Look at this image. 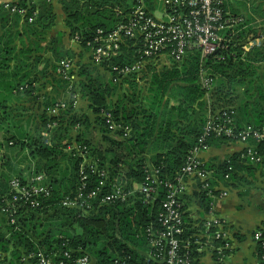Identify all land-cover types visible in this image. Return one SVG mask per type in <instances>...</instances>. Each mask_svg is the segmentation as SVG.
Here are the masks:
<instances>
[{
	"label": "trees",
	"instance_id": "16d2710c",
	"mask_svg": "<svg viewBox=\"0 0 264 264\" xmlns=\"http://www.w3.org/2000/svg\"><path fill=\"white\" fill-rule=\"evenodd\" d=\"M59 3L66 14L65 25L70 39L86 53L89 51L87 42L93 40L96 30L107 32L126 22L134 4L133 0H59ZM39 4L32 0L10 3L23 8L24 14L11 13L3 4L0 5L2 16L13 14L17 23L23 20L24 34L34 37L19 54L7 42L0 47V117L14 125L15 115L11 114L12 105L8 103L12 91L38 101L41 98L40 103L31 106L37 110L32 131H26L20 137L6 138L10 145H22L20 153L25 151L21 159L28 163L25 167L12 162L0 163V203L4 197H11L12 189L8 182L13 176L25 177L26 173L28 176L42 172L48 184L47 195H34L37 207L21 209L27 213V218H20L17 228L0 217V262L11 257L20 261L24 252L38 250L55 254V262H58L64 258L63 252L71 249V258L68 259L71 263L86 254L93 264H163L157 257L147 258L150 246L146 228H161L157 213L166 187L160 186L157 197L148 203L138 192L123 200L103 202L100 199L110 193L112 184H121L122 189L128 191L133 189L135 182L145 181L146 163L159 169L161 180L173 181L197 143L205 120V90L198 82L201 70L213 79V108H235L240 128L249 124L264 125V88L258 86L253 90L251 86L264 65V43L246 53L240 48L247 36H256L264 31V21L258 27L245 25L230 39L224 51L201 57L199 51L194 50L182 64L160 65L159 61H149L144 68L122 76L117 75L112 66L131 65L137 60L135 55L139 47L131 46L130 40L121 47L122 53L99 64H94L90 58L88 65L79 63L71 51L54 53V61L50 64L42 56L33 54L44 48L40 42L45 40L44 35L52 24L50 1L44 0L42 5ZM63 59L72 61L73 67L67 75L73 78L65 79L58 71L59 62ZM41 62L44 65L38 71L37 66ZM39 79L44 80L42 84L47 89H36ZM36 90L39 94L35 97L33 93ZM75 93L87 100L94 114L93 121L75 109L72 99ZM240 95L245 99L257 97L245 102L239 99ZM62 100L67 103L66 108L57 114L51 113L49 108ZM16 107L19 106L14 109ZM21 108L24 113L30 110L28 106ZM105 110L118 125L114 130L108 128L107 118L102 114ZM50 123L55 125L49 127ZM73 125L79 131L72 136L73 145L69 146L73 149L68 152L66 145L70 142L65 144L64 139ZM85 127L97 129V134L103 137L102 144L92 142ZM125 128L127 133L123 135ZM220 141L226 142L227 139L211 138L207 143ZM256 145L264 164V140L256 142ZM146 153H151L148 158ZM234 160L235 156L229 158L232 165ZM245 161L244 167L250 164ZM92 164L94 171L90 168ZM82 165L87 174L82 189L84 197L99 186L100 180L107 183L101 192H96L91 200L92 207L87 209L63 204L65 197L77 196ZM204 167L211 170L206 164ZM101 171L105 172V177L100 176ZM212 171L215 174L209 180L208 188L214 194L220 192L216 185L221 181L227 185L235 170L230 171L228 180L225 179L228 172L225 161ZM21 182L26 183L25 179ZM197 185L201 200L206 206L210 205L211 195L202 189L201 183ZM184 196L181 198L183 233L180 239L185 250L192 257H197L199 252L193 236L196 229L186 221ZM8 231L11 234L5 237ZM215 241L216 244L219 242L218 239ZM254 242L257 264H264V234L261 240Z\"/></svg>",
	"mask_w": 264,
	"mask_h": 264
},
{
	"label": "built area",
	"instance_id": "2783aa9c",
	"mask_svg": "<svg viewBox=\"0 0 264 264\" xmlns=\"http://www.w3.org/2000/svg\"><path fill=\"white\" fill-rule=\"evenodd\" d=\"M226 0H133V5L128 14L126 22L118 24L110 31L104 32L101 29L96 30L92 41H88L89 58L94 64H99L123 51L121 47L127 45L130 40L131 46H138L136 61L131 65L112 66V70L117 75L125 76L130 72H136L144 68V64L149 61H159L160 65H168L172 62L182 64L188 54L198 50L201 57L209 56L226 50L230 39L244 28L245 19L241 15H234L225 9ZM7 9L12 13L24 14L23 8L14 5H7ZM32 18H29L31 21ZM77 39V37H76ZM264 43V31L258 35L247 36L245 41L241 42L243 53L259 47ZM69 59L60 60L58 71L63 78H73L68 76L69 70L73 64ZM116 79V78H115ZM199 84L205 90L204 99L207 103L205 111V120L201 126V132L197 138L184 165L176 173L173 181H163L160 179V171L146 163V178L142 183H134L133 189L125 191L121 184H112L110 193L104 194L101 201L109 202L115 199H125L133 196L136 192L143 195L145 203L153 200L158 195V188L165 186L164 197L160 200V207L157 213V221L160 229L153 226L146 228L149 235V250L147 258L157 257L163 264H191L192 256L185 250L180 239L183 233V217L181 198L187 194V190L192 184L199 189L198 183H201L202 189L207 190L210 195L212 190L209 187V180L212 177V170L204 167L205 163L200 158V153L208 147L207 141L211 138H226L230 141L242 143L245 147L240 154L242 161L254 165L264 166L263 158L258 153L256 142L264 140V125L254 126L252 124L243 127L237 126V112L235 108L215 109L211 106V90L213 79L201 70ZM71 85L69 84V88ZM75 97V95H74ZM67 103L62 100L49 108L53 114H57L60 109L66 108ZM107 118L108 128L114 130L117 125L111 120V114L105 110L102 112ZM55 123L48 124L53 127ZM127 128V127H126ZM125 128L126 135L127 129ZM254 140V142H252ZM84 150V148H82ZM81 150V149H79ZM82 151V150H81ZM227 169L232 170V164L227 160ZM90 168L94 171L93 164ZM81 185L78 187L77 196L65 197L63 204L66 206L87 209L92 207V198L96 192L102 191V186L107 185L104 180L99 181V186L91 190L84 197L82 189L86 183L87 174L80 169ZM229 173H225V179ZM101 177H105V172H100ZM26 181L22 183L21 180ZM44 173H33L25 177L13 176L8 184L12 189L10 198H3L0 203V217H4L8 224L16 225L20 218H27V213L21 209L25 207L34 208L38 206V201L34 195L43 193L47 195L48 184ZM217 188V187H216ZM227 190L221 192L226 195ZM225 221L215 216L203 223L206 230L212 228V238L222 242L227 239L228 234L223 229ZM17 228V225L15 226ZM10 231L5 233V237L10 236ZM264 234V222L253 232L254 240L262 239ZM194 236V243L198 240ZM211 237L208 236L209 242ZM208 244V243H206ZM205 244V245H206ZM204 246V245H203ZM202 246V247H203ZM222 246L216 245L218 252L217 264L223 262L221 255ZM199 249V248H198ZM71 249L63 252L60 261L55 262V254L46 251H28L20 257L21 261H32L33 264H93V260L88 255H82L74 260V263L68 261L71 258Z\"/></svg>",
	"mask_w": 264,
	"mask_h": 264
},
{
	"label": "crops",
	"instance_id": "0c3cea01",
	"mask_svg": "<svg viewBox=\"0 0 264 264\" xmlns=\"http://www.w3.org/2000/svg\"><path fill=\"white\" fill-rule=\"evenodd\" d=\"M18 1L20 0H0V5L3 4L6 9L8 4ZM32 1L36 5L37 3H40L38 5L40 6L42 5L41 2L44 0ZM48 1H50L52 24L44 35L45 40L40 42V46H44V48L33 52V54L42 56L44 61L46 60L50 64L54 61V53L71 51L78 59L79 63H85L88 65L89 54L86 53L85 50H82L81 46L69 37L68 28L65 25L66 14L59 3V0ZM225 9L231 14L242 15L247 20V25L252 24L253 26L256 25V27H258L261 26L260 24L264 21V16H262L264 14V0H226ZM14 17L15 15L13 14L2 16L0 13V18L3 19L2 21L6 25L16 22ZM16 26V31H18L16 36L18 39H25L27 42L34 39L33 36L24 34L23 20H18ZM52 41H54V44H52ZM27 46H29L28 43L25 44V47ZM43 62L38 64V71L42 69L44 65ZM43 81V79H39V81L36 82V84L38 83L36 89L39 90L43 87L45 90L48 88L45 84H42ZM38 90L33 93V96L36 97V95L39 94ZM74 95L72 96V99L75 109L78 113L85 114L93 121L94 114L88 107L87 100L79 96L78 93H75ZM9 97L10 101L8 103L19 107H16V109L18 108V111L14 114V125L10 124L8 121V127L5 128L4 136H6L7 133H11V135L20 137L24 135L26 131H32L36 121L34 116L37 110L36 107L31 106H36V104L40 103L39 101L41 98L39 97L38 101L34 97L31 98L29 95L20 96V93H17L16 91H12V94ZM16 97H18V99ZM256 97L257 95L245 99L244 95H240L239 99L245 102H251L256 99ZM26 105H28L30 110H27V115H23L19 108L22 106L27 107ZM244 147L245 146L242 143L237 141L227 140L226 142H212L200 153L201 160L210 167L211 170H216L217 166L224 163V161L227 163V160L231 157L235 156L236 160H234L232 165V171L235 170V173L233 172V178L230 181L228 180L229 177L227 178L229 182L227 185H225L223 181L216 185L220 192H214V194L211 192L210 205L206 206L205 202L201 200V194L198 192L195 184H192L189 187L186 192L187 194L184 196L183 205L184 212L187 214L186 221L196 229L194 235L198 240L196 245L197 248H199V255L197 257H192V264H217L220 250L215 246H220V243L218 242L216 244L215 239L211 237V228L205 230L203 227L204 222L210 220L212 217L215 218V216L224 220L226 222L225 225H227L226 229L223 227L227 232L228 237L221 243V245H227L226 248L222 246L221 255L223 256V262H221V264H257L256 246L252 238V233L261 223L264 222V169L261 166L254 164H247L248 166L245 167L242 166L246 164L240 158V154L243 152ZM67 148L73 149L71 146H68ZM23 152H21V154H23ZM150 154L151 153H146V157L148 158ZM27 163L28 161L22 159L13 162V164L18 165L19 167H25ZM25 173L26 172H24V174ZM226 173H229L230 176L229 171ZM27 174L28 173L23 176H27ZM217 178H219V176ZM212 179L213 177H211L210 180ZM225 189L227 190V194L221 195V192ZM208 236L211 237L210 242ZM20 261L15 257H11L6 261L0 262V264H33L32 261Z\"/></svg>",
	"mask_w": 264,
	"mask_h": 264
},
{
	"label": "rangeland",
	"instance_id": "374dc122",
	"mask_svg": "<svg viewBox=\"0 0 264 264\" xmlns=\"http://www.w3.org/2000/svg\"><path fill=\"white\" fill-rule=\"evenodd\" d=\"M2 20L3 19L0 18V47H2V45L7 42L9 44V46H14V48L16 49L15 53L19 54V51L22 50V48L25 46V44L26 43L30 44V43H29V41L27 42V40H25V39H18L17 38V36H16L17 32H18V31H16L17 22H12L10 25H6ZM1 36H3V37L1 38ZM251 86H252L253 90L256 89L258 86H262L261 88H264V65L259 70L258 76L253 79ZM26 106H28V105H26ZM14 107H15V105H12V109L10 111L11 114H15L18 111V108L15 110ZM19 109H20L21 113H23V115L27 114V113H24L22 111V108H19ZM75 126L74 125L72 126V128L70 129V132H68L69 135L67 136V138L64 139L65 144L70 142L69 144L66 145V147H68L69 145H73L72 139L76 135V133L79 131L78 129H76ZM7 127H8V120H5V122H4V120L1 119V117H0V163H2V162H9V163L12 162L13 163L15 160H17V161L20 160L22 158L21 156L23 155L20 153L21 148H23L22 145H10L9 142L6 141L7 140L6 138L8 136L9 137L13 136V135H11V133L8 134L7 131H6L7 137L4 136L5 128H7ZM80 128L82 129V126H80ZM84 129L88 133L87 137L90 140H92V142H94L98 145L102 144L101 142L103 141V137L100 134H97V131H96L97 129H94L93 127H90V128L85 127ZM95 131H96V134H95ZM68 138H70V139H68ZM70 149L67 148V151L69 152ZM23 165H25V164H23Z\"/></svg>",
	"mask_w": 264,
	"mask_h": 264
}]
</instances>
